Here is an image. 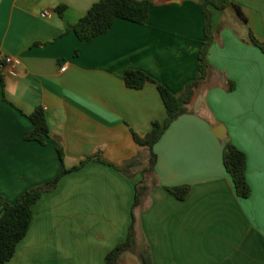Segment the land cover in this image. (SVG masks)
<instances>
[{
  "label": "crops",
  "instance_id": "obj_1",
  "mask_svg": "<svg viewBox=\"0 0 264 264\" xmlns=\"http://www.w3.org/2000/svg\"><path fill=\"white\" fill-rule=\"evenodd\" d=\"M98 1L0 0V54L13 59L0 62V197L14 204L55 180L62 166L92 157L33 205L28 231L5 264H106L132 214L135 252L123 264H141L142 253L151 264H264V55L250 43V33L264 42V0H229L244 32L236 19L226 21V10L207 7L214 32L207 76L188 113L154 146V174L145 176L148 150L132 132L144 136L164 119L158 85L180 95L195 77L207 0H150L143 24L116 19L81 41L70 27ZM127 71L151 81L131 89ZM37 107L48 123L44 144L24 139ZM227 143L245 155L247 198L236 195L224 169ZM131 160L127 174L115 168ZM141 180L148 191L132 210ZM183 185L190 187L183 200L166 190Z\"/></svg>",
  "mask_w": 264,
  "mask_h": 264
},
{
  "label": "trees",
  "instance_id": "obj_2",
  "mask_svg": "<svg viewBox=\"0 0 264 264\" xmlns=\"http://www.w3.org/2000/svg\"><path fill=\"white\" fill-rule=\"evenodd\" d=\"M208 6H212L220 12L231 8L245 22L239 7L229 0H207L202 5V11L205 15V40L198 54L199 65L195 77L187 84L184 92L180 95H174L163 86L158 85L157 90L165 109L164 119L162 121L152 122L150 130L144 136H139L135 132H132L134 142L148 150L147 163L142 171L143 176L154 174L157 161L154 146L160 141L165 131L178 117L188 113V106L194 96L195 90L207 76L209 69L207 53L214 40L212 13L208 10ZM149 7L150 0H99L70 29L73 30L79 40L91 41L106 33L116 19L143 24L148 17ZM250 43L264 55V42L258 41L251 33ZM148 81H151V79L140 71H127L124 75L126 86L131 89H141ZM232 89L233 83L230 82L227 90L230 91ZM28 118L32 123V129L25 134L24 139L26 141H35L44 144L46 138L49 137V129L43 109L37 107ZM56 152L62 163L64 152L59 144L56 146ZM91 159L92 157H87L77 166L70 169L62 166L55 180L41 187L26 191L14 204H9L0 197V264H5L14 257L16 247L25 237L31 223L32 207L42 194L54 190L62 176L80 169ZM222 160L224 169L232 180L236 195L240 198L249 197L250 187L246 180L245 155L235 146L227 143L223 151ZM96 161L104 163L99 157L96 158ZM134 164L135 160H131L125 162L121 167L115 168L127 174L126 169ZM166 190L176 199L183 200L189 193L190 187L183 185L166 188ZM147 191L148 187L145 185L144 180L136 183L132 210L139 205L142 196ZM134 224L135 219L132 214V222L129 226L126 239L122 243L117 244L105 256L106 264H123L132 257L135 252ZM140 261L141 264H151L149 258L143 253L140 256Z\"/></svg>",
  "mask_w": 264,
  "mask_h": 264
},
{
  "label": "rangeland",
  "instance_id": "obj_3",
  "mask_svg": "<svg viewBox=\"0 0 264 264\" xmlns=\"http://www.w3.org/2000/svg\"><path fill=\"white\" fill-rule=\"evenodd\" d=\"M225 15H226V21L228 20L232 21V19H236L234 21L236 28L244 32L245 26L243 25V23L241 22V19L238 17V15L233 9H227L225 11Z\"/></svg>",
  "mask_w": 264,
  "mask_h": 264
},
{
  "label": "built area",
  "instance_id": "obj_4",
  "mask_svg": "<svg viewBox=\"0 0 264 264\" xmlns=\"http://www.w3.org/2000/svg\"><path fill=\"white\" fill-rule=\"evenodd\" d=\"M41 16L42 17L48 16V12L47 11L43 12ZM0 62H3L5 64H7V65H12L13 64V59L11 57H9V56H4V55L0 54ZM64 70H65V67H62L61 71H64ZM10 73L14 74L12 72V70H10Z\"/></svg>",
  "mask_w": 264,
  "mask_h": 264
},
{
  "label": "water",
  "instance_id": "obj_5",
  "mask_svg": "<svg viewBox=\"0 0 264 264\" xmlns=\"http://www.w3.org/2000/svg\"><path fill=\"white\" fill-rule=\"evenodd\" d=\"M154 4H165L167 2H171L170 0H152Z\"/></svg>",
  "mask_w": 264,
  "mask_h": 264
}]
</instances>
